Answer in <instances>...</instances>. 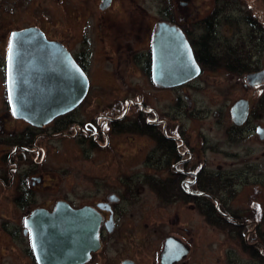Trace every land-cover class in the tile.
I'll use <instances>...</instances> for the list:
<instances>
[{"label":"flooded vegetation","instance_id":"af4514ba","mask_svg":"<svg viewBox=\"0 0 264 264\" xmlns=\"http://www.w3.org/2000/svg\"><path fill=\"white\" fill-rule=\"evenodd\" d=\"M0 1L4 5L3 20L6 22L5 35L2 36L4 52L1 56L3 61L1 69L5 77L11 34L14 31L29 27L38 28L48 41L56 42L65 47L74 63L82 69L87 77L88 89L92 80L90 79V69L87 67L89 59L86 56L88 54L104 53L106 55V60L113 68L111 78L114 81H126L128 71L135 70L143 81L146 79L145 81L150 86L157 88L160 92L161 90L172 92L177 87L193 85L191 83L197 81L201 73H214V71L200 67L198 56L192 46L195 41H198L199 47L203 46V28L210 23L206 20L208 15L202 16V8L198 0H168L167 10L159 20L155 19L156 21H153L151 16L137 17L138 15L134 13L128 14L123 20L114 14L112 16L109 11L113 10L115 0H111L105 9H100L102 1L94 4L95 11H91V16L88 13V6L83 2L82 6L72 10L73 6H61L60 15L50 14L48 10L41 11L37 14L36 23L23 24L20 20V23L14 27H11V21L19 19L20 11L17 10L16 14L13 15L15 12H12V9L18 7L20 0ZM57 1L61 2V0ZM162 22L175 26L177 30L181 31L191 46L195 62L200 67L196 78L176 87H160L151 76L153 66L152 41L158 24ZM219 70L227 73L224 69ZM256 71H260V69L253 72ZM232 74L235 77H241L236 73ZM247 74L249 73H245L244 80ZM238 77L235 84H237L236 82L240 83ZM263 82L264 80L257 87H251L245 83L244 88L248 92H256V90L262 92L264 91ZM2 94H4L5 112L0 114V130L2 128L1 132H3L0 134V264H39L32 248V230L25 226V223L37 209H45L51 212L59 201L66 202L73 210H81L84 207L93 208L100 215L97 232L99 247L89 254L86 261L79 264H184L186 262L185 260L191 255V252L188 244L183 240V236L182 239L173 231L157 233L155 229V234H141L138 211L133 212L136 209H126L130 206L132 208L138 207L134 199L135 188L113 187L111 189L109 187L91 192H80V194L69 193L67 197L53 196V198H49L48 194L45 195L44 191L49 184L45 185L43 170L39 169L45 155V150L41 147L42 142L56 136H70V138L77 136L76 132L69 134L68 129L72 126L73 130L82 132L79 134V138L82 140L93 139L92 142L89 141L90 146L103 148L109 143L111 136L117 135L115 133L117 117L114 115V111L110 110V113L107 114L99 112L96 116H91L86 122L66 119L83 104L86 95L76 109L55 118L43 127H37L12 115L8 104V94H6V85ZM138 99L139 103L128 100V105L130 106L131 103L139 105L143 126L147 128V133L142 136L153 143L152 150L149 149L147 153L146 159L149 169L146 177L149 184L148 188L159 199V203H162L166 208H170L172 205L181 206L182 204L194 206V203L212 207L215 209L214 217L223 219L230 224V228L226 227L225 232H231L236 236L241 233L244 240L243 244L247 249L255 248L256 245L264 249L257 224L254 223L252 227L250 226L254 220H243L241 215L235 214L229 207L222 206L226 204L222 193L227 187L233 185L231 177L222 176L215 170L211 171L206 167L204 149L197 148V141L192 140V135L182 127L179 117L174 116V119L169 118V121L166 122L163 119V114H159L157 110H153L144 102L143 91H139ZM176 99L178 101L179 97ZM251 100L248 97H243L233 101L229 111L230 118L228 114L220 113V118L230 123L225 128L224 133L227 140L233 142L242 139L245 133L250 134L251 130L247 126L251 123L254 114H258V116L264 114V97L257 104H253V100ZM235 107H237V112L234 120L232 110ZM10 116L14 121L24 124L22 130L7 131L4 128ZM58 120L62 124V129L61 131L57 129L53 133L51 130L52 123ZM4 131L7 133L5 134ZM254 131L256 137L264 141V127L262 128L258 124ZM102 140L105 144H102ZM23 160H29L32 164L21 170L20 163ZM116 175L119 176V174ZM120 180L121 178H119L118 183ZM102 182H104L103 179ZM155 182H161V186L168 192L166 198H161L157 194ZM176 190L188 191L190 195L195 197V201L186 202L181 194H176ZM232 191H229L230 195H232ZM43 200H47L49 204L47 206L40 204L43 203ZM126 202L132 204L126 205ZM4 212L6 214L3 215ZM199 213L204 218V214ZM177 218L175 216L176 220ZM204 219L206 221V218ZM176 236H179L180 239ZM168 239L175 245L181 246L182 254L180 256L175 251L167 257L164 256V247Z\"/></svg>","mask_w":264,"mask_h":264},{"label":"rangeland","instance_id":"374dc122","mask_svg":"<svg viewBox=\"0 0 264 264\" xmlns=\"http://www.w3.org/2000/svg\"><path fill=\"white\" fill-rule=\"evenodd\" d=\"M83 2L88 6V13L92 16L91 11H95L94 4H98L101 0H61V2L20 0L18 7H13L12 12H15L14 15L19 10L18 16L21 18L12 20L10 25L11 27L17 26L20 20L23 24L36 23L37 14L41 11L48 10L50 14L60 15L61 6H73L72 10L82 6ZM114 2V8L109 13L122 20L128 14L134 13L138 15L137 17L151 16L153 21H156L168 7V0H115ZM198 2L202 8V16L206 17L217 11V0H198ZM239 5L244 6V11L231 5L228 11H218L215 16L218 20L216 25L220 23V26H216L218 29L215 28L217 40L219 38L225 42L228 40V42L236 43L247 35L246 25L239 24L240 29H234L220 21L222 19L220 16H225L224 14H230L233 20H239L242 12H248L256 17L264 27V0H240ZM3 7V2L0 1V39L2 42L0 44V114L5 112L4 94L2 93L6 85L5 74L1 69L3 64L1 56L4 52L2 36L5 35L6 30ZM257 51L260 52V56L258 52L253 51L252 54L254 53L255 56L251 64L254 66L256 64L258 69L262 70L264 46ZM86 57L89 59V62H86L89 63L87 67L90 69V79H92L89 92L83 104L66 119L86 122L99 112L107 114L111 110L115 112L117 120L121 119L119 122L122 125L133 124L134 119L142 112L138 104L131 103L129 106L128 100L139 103V91H143L144 102L153 110H157L159 114H163L166 122L169 118L174 119V116L181 119L182 127L192 135V140L197 141V148L204 149L205 163L209 170H215L222 176L231 177L233 185L227 187L222 193L226 203L222 206L229 207L232 212L241 215L243 220H254L250 226L257 224L260 240L264 245V141L259 140L254 131L258 124L264 127V114L262 116L252 115L253 119L247 126L251 130L250 134L245 133L242 139L233 142L224 136L225 128L230 123L220 118V113L228 114L229 117L231 105L236 99L248 97L253 100H251L253 104H257L264 97V91L248 92L245 90V74L235 77L232 73L227 74L218 70L214 73H201L197 81L191 83L193 85L177 87L172 92L166 90L160 92L157 88L150 86L145 81L146 79L143 81L135 70L128 71L126 81H114L111 78L113 68L110 67L104 53L88 54ZM237 77L240 83H236L239 85L235 84ZM177 97H179L178 101ZM13 121L10 116L4 128L7 131L22 130L24 124L16 121L12 123ZM57 129L58 131L62 129L59 120L51 126L53 133ZM1 130L0 134H3ZM7 131H4L5 134ZM68 132L69 134L76 132L77 136L72 138L56 136L52 139H45L41 144L45 155L39 169L43 170L45 185L49 184L44 191L45 195L50 196L49 198L67 197L69 193L80 194V192H91L109 187L111 189L113 187L135 188L134 199L138 207L130 206L126 209H136L133 212L138 211L141 234H155V229L157 233L173 231L181 238L183 236L184 239H182L186 241L191 252L184 264H264L263 248L256 245L252 249H257L258 255H249L250 248H246L247 252L243 250V236L240 234L236 236L231 232H225L223 228L208 225L193 205H172L166 208L159 203V199L148 188L147 183L146 173L149 166L146 158L148 150H152L153 147V143L148 138L125 132L116 133L117 135L111 136L110 144L99 148V146H90L89 141L92 142V138L83 140L79 138L82 132L73 130L72 126ZM102 144H105L103 140ZM30 164H32L31 161L23 160L20 163V169L23 170ZM118 177L121 178L119 183ZM230 190H233L232 195L229 194ZM40 204L47 206L49 203L43 200ZM131 204L126 202V205ZM175 216L178 217L177 220ZM179 236L176 237L180 239Z\"/></svg>","mask_w":264,"mask_h":264},{"label":"water","instance_id":"95a60500","mask_svg":"<svg viewBox=\"0 0 264 264\" xmlns=\"http://www.w3.org/2000/svg\"><path fill=\"white\" fill-rule=\"evenodd\" d=\"M101 1L100 9L111 3ZM155 32L153 81L160 87H176L196 78L200 67L181 31L162 22ZM10 38L5 83L12 115L43 127L76 109L87 94L89 81L65 47L48 41L35 27L14 31ZM263 80L264 67L245 76L251 87L260 86ZM232 112L234 117L237 107ZM99 220L93 208L73 210L62 201L51 212L37 209L25 223L32 230L35 259L39 264L83 263L99 247ZM166 242L165 257L173 251L182 254L180 245Z\"/></svg>","mask_w":264,"mask_h":264},{"label":"trees","instance_id":"16d2710c","mask_svg":"<svg viewBox=\"0 0 264 264\" xmlns=\"http://www.w3.org/2000/svg\"><path fill=\"white\" fill-rule=\"evenodd\" d=\"M217 2V11L206 17V20L210 23L206 24L203 28V46L201 45L199 47L198 41H195L192 44L194 52L198 56V62L201 65L200 67L202 69H209L214 72L218 71L219 69H224L227 73H236L237 75L241 76L245 73H250L254 70H257L258 67L256 64L255 66L251 64V60L255 56V54H252V52H258L257 50L262 49L264 46V27L260 24L256 17L252 16L248 12H242L243 17L241 16L239 20H233V18L230 17V14H224L225 16H220V18H222L220 21L225 22L226 25H229L234 29H240L239 24H244L246 25V28H248V31L246 37L240 38L239 42L236 41V43H232L231 41L228 42V40L225 42L219 38L218 41L216 39L217 37L215 29L217 28L216 26H220V23L216 25L218 20L215 18L218 11H228L230 9V5L237 6L243 10L244 6L239 5L240 0H217ZM257 54L260 56V52ZM119 120L121 119L116 121L117 124L115 133L121 134L122 132H125L141 136L144 135V133H147V128L143 126L141 114L136 119H134L133 124L130 125L124 126L121 122H119ZM155 187L158 191L157 194L160 195L161 198H166L168 192L165 191L161 186V182H155ZM176 194H181V196L184 197L188 203L195 201V197L190 195L188 191L176 190ZM194 207H196L199 212L204 214V218H206V222L210 226H216L220 229H226V227L230 228V224L225 220L213 216L215 209L212 207H207L204 204L203 206H200L199 204L195 203ZM239 234L241 235V233ZM243 250L247 252L244 245ZM249 250V255H258V252L256 251L257 249L254 250L250 248Z\"/></svg>","mask_w":264,"mask_h":264},{"label":"bare ground","instance_id":"6f19581e","mask_svg":"<svg viewBox=\"0 0 264 264\" xmlns=\"http://www.w3.org/2000/svg\"><path fill=\"white\" fill-rule=\"evenodd\" d=\"M88 92V91H87ZM87 95V94H86Z\"/></svg>","mask_w":264,"mask_h":264}]
</instances>
